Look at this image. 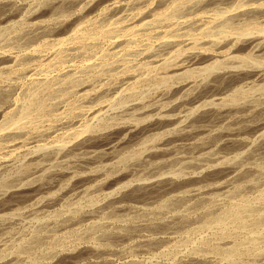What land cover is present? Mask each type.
<instances>
[{
	"label": "rangeland",
	"instance_id": "374dc122",
	"mask_svg": "<svg viewBox=\"0 0 264 264\" xmlns=\"http://www.w3.org/2000/svg\"><path fill=\"white\" fill-rule=\"evenodd\" d=\"M118 1L0 0V264H264V0Z\"/></svg>",
	"mask_w": 264,
	"mask_h": 264
},
{
	"label": "bare ground",
	"instance_id": "6f19581e",
	"mask_svg": "<svg viewBox=\"0 0 264 264\" xmlns=\"http://www.w3.org/2000/svg\"><path fill=\"white\" fill-rule=\"evenodd\" d=\"M114 2H116V0H114ZM118 2H119V1L117 0V4H118ZM66 3H67V2H66ZM241 3H243V2L241 1ZM245 3H247V2H245ZM245 3H244V5H246ZM256 3H257V2H256ZM239 4H240V3H239ZM258 4H259V2H258ZM261 4H263V3H260V4H259L260 7H261ZM53 5H54V4H53ZM109 5H111V4H109ZM109 5H107V6H109ZM113 5H114V3L112 2V6H113ZM253 5H254V4H253ZM256 5H257V4H256ZM239 6H241V5H239ZM242 7H243V6H242ZM242 7H241V8H242ZM257 7H258V6H257ZM53 8H54V7H53ZM109 8H110V6H109ZM250 8H252V7H249V9H250ZM247 9H248V8H247ZM249 9H248V10H249ZM253 9H255V8L253 7ZM253 9H252V11H253ZM114 10H116V9H114ZM241 10H242V9H241ZM245 10H246V9H245ZM245 10H244V11H245ZM250 10H251V9H250ZM250 10H249V11H250ZM263 10H264V9H263ZM246 11H247V10H246ZM246 11H245V12H246ZM258 11H259V10H258ZM261 11H262V8H261ZM261 11H259V12H261ZM111 12H112V11H111ZM239 12H240V10H239ZM245 12H243V14H244ZM256 12H257V11H256ZM253 13L255 14V10L253 11ZM155 14H156V13H155ZM161 14H162V13H161ZM227 14H228V13H227ZM232 14H233V13H232ZM235 14H236V13H235ZM235 14H234V15H235ZM238 14H239V13H237L236 16H237V17H238V16L240 17L241 15H238ZM240 14H241V13H240ZM247 14H249V13H247ZM251 14H252V13H251ZM257 14H258V12H257ZM257 14H256V15H257ZM259 14H261V13H259ZM262 14H264V13H262ZM224 15H226V14H224ZM229 15H230V13L228 14V16H229ZM234 15H233V16H234ZM245 15H246V14H245ZM245 15H243L244 17L242 16V19L244 18V20H245L246 17H247V18H252V17H251L252 15H251V16L249 15V17H248L247 15H246V17H245ZM256 15H255L252 19H254L255 17H257ZM230 16H231V15H230ZM233 16H232V17H233ZM236 16H235V17H236ZM259 16H260V15H259ZM262 16L264 17V15H262ZM239 17H238V18H239ZM226 18L228 19L227 16H226ZM226 18H225V20H226ZM233 18H234V17H233ZM233 18L231 19V17H230L231 20H229V23H232ZM257 18H258V17H257ZM223 19H224V18H223ZM223 19H222V20H223ZM263 19H264V18H263ZM219 20H220V19H219ZM220 21H221V20H220ZM230 21H231V22H230ZM241 21H242V20H241ZM252 21H253V20H252ZM115 22H116V20H115ZM222 22H228V21H224V20H223ZM242 22H243V21H242ZM250 22H251V21H250ZM255 22H257V21L255 20ZM113 23H114V22H113ZM217 23H218V22H217ZM217 23H216V24H217ZM245 23H246V22H245ZM38 24H39V23H38ZM144 24H145V22H144ZM212 24H215V22L212 23ZM212 24H211V25H212ZM218 24H219V23H218ZM221 24H222V23H221ZM224 24H225V23H224ZM224 24H223V25H224ZM248 24H250V23H248ZM261 24H262V22H261ZM211 25H210V26H211ZM230 25H233V24H230ZM251 25H253V23H252ZM254 25H255V24H254ZM262 25H263V24H262ZM106 26H108V25H106ZM106 26H105V27H106ZM110 26H111V23H110ZM133 26H135V25H133ZM207 26H208V25H207ZM220 26H222V25H220ZM246 26H248V25H246ZM263 26H264V25H263ZM111 27H113V25H112ZM126 27H127V26H126ZM128 27H130V26H128ZM213 27H214V26H213ZM222 27H223V26H222ZM231 27H232V26H231ZM231 27H230V28H229V27L227 28V29H229V30H228L229 32L232 31V30H230V29H232ZM244 27H245V26H244ZM244 27H242V28H244ZM248 27H249V26H248ZM250 27H251V26H250ZM250 27H249V28H250ZM255 27H256V26H255ZM257 27H258V26H257ZM257 27H256V28H257ZM106 28H107V27H106ZM109 28H110V27L108 26V29H109ZM113 28H114V27H113ZM217 28H218V27H217ZM245 28H247V27H245ZM259 28H260V27H259ZM124 29H125V28H124ZM128 29H129V28H128ZM211 29H213V28H211ZM227 29H226V31H224V30L221 31V29H219V30H220V31H219V30L216 29V32L218 31V34H219V35H222V34H220V33L223 32V31H224V33L227 32V34H229L228 31H227ZM247 29H248V28H247ZM253 29L255 30L254 27H253ZM101 30H102V29H101ZM104 30H105V29H104ZM200 30H201V29H200ZM243 30H244V29H243ZM250 30H251V29H250ZM262 30H263V29H262V27H261V32L264 31V30H263V31H262ZM110 31H113V29H112V30L109 29V33H110ZM131 31H132V30H131ZM209 31H210V30H209ZM213 31H214V30H212V31H210V32H213ZM240 31H241V30H240ZM240 31H238V32H240ZM245 31H246V29H245ZM257 31H259V30H257ZM98 32H99V31H98ZM104 32H105V31H104ZM104 32H103V30H102V34H103ZM106 32H108V31H106ZM106 32H105V33H106ZM251 32H252V31H251ZM74 33H75V32H74ZM85 33H86V32H85ZM93 33H94V32H93ZM93 33H92V34H93ZM99 33H100V32H99ZM245 33H247V32H245ZM255 33H256V32H255ZM255 33H254V34H255ZM106 34H107V33H106ZM125 34H126V33H125ZM207 34H208V31H207ZM213 34H214V37L212 36L213 38L210 36V39H211V40H212V39H215V35H216V34H215V31L213 32ZM231 34L233 35V32H232ZM235 34H236V36L239 35V34H237L236 32H235ZM235 34H234V36H235ZM241 34H244V33L241 31ZM241 34H240V35H241ZM257 34H258V33H257ZM259 34H260V32H259ZM69 35H70V34H69ZM69 35H68V36H69ZM71 35H72V33H71ZM89 35H91V34L89 33ZM89 35H86V37L89 36ZM98 35H99V34H98ZM100 35H101V33H100ZM199 35H200V34H199ZM205 35H206V33H205ZM229 35H230V34H229ZM246 35H247V34H245V36H246ZM250 35H252V33L249 34L248 36H250ZM262 35H263V33H262ZM66 36H67V35H66ZM66 36H65V37H66ZM76 36H77V35H76ZM83 36H84V37H83ZM83 36H82V38H85V34H84ZM200 36H201V35H200ZM223 36H224V35H223ZM236 36H235L234 38H236ZM241 36H243V35H241ZM248 36H246V38H245V37H244V38L247 39ZM253 36H254V37H252V36L249 37L250 39H248V40H249L250 42L253 41V40H255V36H257V35L255 34V35H253ZM65 37H63V39H64ZM72 37H73V36H72ZM89 37H91V36H89ZM193 37H194V36H193ZM197 37H198V36H197ZM208 37H209V35H208ZM217 37H218V36H216V38H217ZM224 37H225V36H224ZM258 37H259V36H258ZM258 37H256V38H258ZM263 37H264V36H263ZM263 37L261 36V38H263ZM61 38H62V37H61ZM68 38H69V37H68ZM68 38H67V39H68ZM73 38H76V37H73ZM82 38H81V39H82ZM92 38H93V37H92ZM221 38H222V36H221ZM221 38H220V39H221ZM225 38H226V37H225ZM237 38L239 39V37H237ZM261 38H260V40L262 41V43H264V42H263L264 40H262ZM67 39H66V40H67ZM69 39H70V38H69ZM86 39H88V37H87ZM86 39H85V40H86ZM94 39H95V38H94ZM167 39H168V38H167ZM192 39H193V38H192ZM217 39H219V37H218ZM217 39H216V42H217ZM223 39H224V38H222V40H223ZM75 40H77V38H76ZM92 40H93V39H92ZM186 40H187V39H186ZM204 40H205V39H204ZM228 40H229V39H228ZM232 40H233V39H232ZM260 40H259V41H260ZM63 41H64V40H63ZM71 41H72V40H71ZM208 41H209V39H208ZM219 41H220V40H219ZM234 41H235V40H234ZM55 42H56V41H55ZM58 42H59L58 44H61V43H60L61 40L59 41V38H58ZM68 42H69V41H68ZM195 42H196V41H195ZM195 42L192 43L194 46H195ZM205 42H206V41H205ZM212 42H213V40H212ZM214 42H215V40H214ZM220 42H221V41H220ZM228 42H229V41H228ZM228 42H227V43L225 42V44L223 43L224 46L227 45ZM244 42H245V40H244ZM250 42H249V44L252 43V42H251V43H250ZM255 42H256V40H255ZM255 42H254V43H255ZM257 42H258V40H257ZM200 43H201V42H200ZM206 43H207V42H206ZM209 43H210V41H209ZM245 43H246V42H245ZM260 43H261V42H260ZM262 43H261V44H262ZM192 44H191V45H192ZM196 44H197V43H196ZM211 44H212V43H211ZM213 44H215V43H213ZM219 44H220V43H219ZM233 44H234V43H233ZM246 44H247V43H246ZM249 44H248V45H249ZM258 44H259V43H258ZM258 44H257V46H258ZM261 44H259V46H260ZM203 45H204V44H203ZM228 45H229V44H228ZM248 45H247V47H248ZM255 45H256V43H255ZM186 46H187V45H186ZM207 46H208V45H207ZM212 46H213V45H212ZM219 46H220V45H219ZM245 46H246V45H245ZM251 46H253V43H252ZM180 47H181V46H180ZM191 47L193 48V46H191ZM191 47L189 48V46H188V49H191ZM200 47H201V46H200ZM203 47H205V46H203ZM203 47H202V49H203ZM217 47H218V46H217ZM221 47H222V46H221ZM227 47H229V46H227ZM249 47H250V45H249ZM261 47H263V45H261ZM177 48H179V47H177ZM177 48H176V51H177ZM208 48H210V47H208ZM211 48H212V47H211ZM214 48H216V47H214ZM222 48H223V47H222ZM182 49H183V47H182ZM184 49H185V47H184ZM184 49H183V50H184ZM186 49H187V48H186ZM200 49H201V48H200ZM212 49H213V48H212ZM216 49H217V48H216ZM224 49H225V48H224ZM250 49H251V48H250ZM252 49H253V47H252ZM255 49H257V48H255ZM205 50H207V48H205ZM228 50H229V49H228ZM228 50H226V51L228 52ZM176 51H175V52H176ZM178 51H180V49H179ZM178 51L176 52L177 55H178V53H180V52H178ZM184 51H185V50H184ZM197 51H199V49H198ZM207 51H208V50H207ZM209 51H210V50H209ZM213 51H214V50H213ZM218 51H219V50H217V52H218ZM248 51H249V50H248ZM202 52H203V51H202ZM202 52H201V53H202ZM205 52H206V51H205ZM211 52H212V51H211ZM219 52H220V51H219ZM250 52H251V51H250ZM176 53H175V57H177V56H176ZM181 53H182V50H181ZM181 53H180V54H181ZM195 53H196V52H195ZM197 53H198V52H197ZM209 53H210V52H209ZM247 53H249V52H247ZM180 54H179V55H180ZM213 54H215V53H213ZM222 54H223V52H222ZM224 54H225V52H224ZM226 54H228V53H226ZM229 54H230V53H229ZM234 54H235V53H232V55H234ZM236 54H238V53H236ZM245 54H246V53H245ZM179 55H178V57H180ZM198 55H200V53H198ZM198 55H197V56H198ZM202 55H203V54H201V56H202ZM238 55H239V54H238ZM238 55H237V56H238ZM240 55L242 56V54H240ZM240 55H239V56H240ZM205 56H207V55L205 54ZM208 56H209V55H208ZM210 56H213V55H211V53H210ZM210 56H209V57H210ZM244 56H245V55H244ZM246 56H247V55H246ZM246 56H245L244 58H246V61H247V57H246ZM194 57H195V56H194ZM203 57H204V56H203ZM203 57H202L201 59H204ZM230 57H231V55H230ZM210 58H213V57H210ZM233 58H234V57H233ZM240 58H241V57H240ZM167 59H168V58H167ZM181 59H183V58H181ZM186 59H188V57H187ZM186 59H184V60L186 61ZM190 59H191V61L193 60V59H192V56H191ZM194 59H195V58H194ZM214 59H215V58H214ZM173 60H174V59H173ZM178 60H179V59H178ZM178 60H176V61H178ZM184 60H183V61H184ZM204 60H205V59H204ZM206 60H207V58H206ZM230 60H231V59H230ZM233 60H236V59H233ZM179 61H180V60H179ZM189 61H190V60H189ZM196 61L199 62L198 60H196ZM196 61H192L191 63L196 62ZM200 61H201V60H200ZM202 61H203V60H202ZM249 61H250V60H249ZM249 61H248V62H249ZM253 61H254V59H253ZM253 61H252V62H253ZM261 61H262V60H261ZM174 62H175V61H174ZM256 62H257V61H256ZM258 62H259V61H258ZM176 63H177V62H176ZM178 63H179V62H178ZM183 63H184V62H183ZM207 63H208V64H207ZM207 63L204 64V66L202 65L201 67H199L198 70H205V71L208 70V72H209V70L212 69L213 67L215 68V66H216V68H217V67L219 68V66H220L219 64H221V63H220L219 61H217L216 59L213 60V61H212V59H211V62H210V63L207 62ZM228 63H229V62H228ZM228 63H226V64H228ZM173 64H174V63H173ZM173 64H172V67H173V68H172V72H173V73L171 72V69H170L169 76H167V77H168V80H169V78L173 77L174 75H177L178 77H179V76H186V77H187V76L191 75V70H192V69L189 70L191 67H190L189 69H188V68H187V69H186V68L184 69L183 67H185V65H183L182 63L176 64V65H173ZM257 64H258V63H257ZM221 65H222V64H221ZM237 65H239V64H237ZM186 66H187V65H186ZM196 66H197V65H196ZM198 66H199V65H198ZM223 66H224V65H223ZM228 66H230V65H228ZM231 66H232V65H231ZM239 66H240V65H239ZM251 66H252V65H251ZM254 66H255V63H254ZM169 67H171V65H170ZM169 67H168V71H169ZM233 67H234V66H233ZM194 68H195V67H194ZM225 68H226V67H225ZM237 68H238V67H237ZM237 68H236V69H237ZM251 68H252V67H251ZM253 68H254V67H253ZM233 69L235 70V68H233ZM241 69H242V68H241ZM260 69H261V68H260ZM166 70H167V69H166ZM166 70H165V75H166V74L168 75V73H166V72H167ZM238 70H239V69H238ZM242 70H243V69H242ZM252 70H253V69H252ZM255 70H256V69H255ZM258 70H259V69H258ZM228 71H229V70H228ZM197 72H198V71H197ZM202 72H203V71H202ZM202 72H200L201 75H202ZM252 72H253V71H252ZM256 72H257V71H256ZM170 73H172V74H170ZM193 73H194V72H193ZM200 73H199V74H200ZM221 73H222V72H221ZM223 73H224V72H223ZM228 73H229V72H228ZM234 73H235V71H234ZM236 73H237V71H236ZM236 73H235V74H236ZM246 73H247V72H246ZM249 73H251V72L249 71ZM254 73H255V71H254ZM254 73H253V74H254ZM194 74H195V73H194ZM216 74H217V73H216ZM216 74H215V76H216ZM235 74H234V75H235ZM130 75H131V74H130ZM163 75H164V73L162 74V76H163ZM165 75H164V76H165ZM196 75H197V74H196ZM218 75H220V74L218 73ZM218 75H217L216 77H220V76H221V75H220V76H218ZM229 75H230V74H229ZM232 75H233V71H232L231 76H232ZM248 75H249V74H248ZM158 76H160V75H158ZM158 76H157V77H158ZM191 76H192V75H191ZM205 76H206V75H205ZM223 76H224V74H223ZM231 76H229V77H231ZM239 76H240V75H239ZM154 77H155V76H154ZM193 77H194V76H193ZM216 77H215L216 80H215V79L212 80V84H211V85H213V86H219V85H220V86H221V84H219V83L223 82V79H225V76H224V78L221 76V77H222V78L220 77L221 79H220V78L217 79ZM229 77H228V78H229ZM232 77H233V79H232L233 81L236 80V79H234V78H236V76H232ZM155 78H156V77H155ZM162 78H163V77H162ZM179 78H180V77H179ZM204 78H205V77H204ZM213 78H214V77H213ZM228 78H227V79H228ZM237 78H238V76H237ZM240 78H241V77H240ZM156 79H158V78H156ZM156 79H154V80H156ZM163 79H165V78H163ZM163 79L160 78V80H162V82H164V81L166 82V81H167V78H166V80H164V81H163ZM175 79H176V78H175ZM177 80H178V79H177ZM202 80H203V79H202ZM205 80H206V79H205ZM225 80H226V79H225ZM225 80H224V82H225ZM228 80L230 81L231 79H228ZM135 81H136V80H135ZM213 81H215V82L213 83ZM229 81H228V83H229ZM158 82H159V79H158ZM158 82H157V83H158ZM162 82H161V83H162ZM171 82H172V81H171ZM133 83H134V82H133ZM169 83H170V82H169ZM210 83H211V82H210ZM228 83H227V84H228ZM230 83H231V82H230ZM158 84H159V83H158ZM218 84H219V85H218ZM225 84H226V83H225ZM183 85H185V84H184V83H181V87H184ZM187 85H188V84H187ZM207 85H208V84H207ZM131 86H132V85H130V87H131ZM205 87H206V86H205ZM262 87H263V86H262ZM184 88H185V87H184ZM187 90H188V89H187ZM208 90H209V89H208ZM239 90H240V92H241V89H239ZM136 91H137V90H136ZM136 91H135V92H136ZM234 91H235V90H234ZM236 91H237V90H236ZM86 92H88V91H86ZM86 92H85V93H86ZM85 93L83 92V94H85ZM123 93H124V92H123ZM198 93H200V90H199ZM118 94H119V92H118ZM124 94H125V93H124ZM174 94H175V93H174ZM233 94H234V93H233ZM238 94H239V91H238ZM85 95H86V94H85ZM121 95H122V94H121ZM140 95H141V94H140ZM200 95H201V94H200ZM200 95H199V96H200ZM230 95H231V94H230ZM235 95H236V93H235ZM135 97H136V96H135ZM191 97H193V96H191ZM191 97L187 99V100H189V103H190V102L192 103V102L194 101V99H195L194 97H193V98H191ZM227 97H228L227 99H232V97L229 96V95H228ZM233 97H234V95H233ZM219 98H220V97H219ZM223 98H226V97L223 96ZM128 99H129V98H128ZM215 99H216V98H215ZM217 99H218V98H217ZM217 99H216V100H217ZM187 100H186V102H187ZM211 100H212V99H211ZM211 100H210V101H211ZM202 101H203V100H202ZM208 101H209V100H207V102H208ZM210 101H209V102H210ZM214 101H215V100H214ZM219 101H220V100H219ZM229 101H230V100H229ZM231 101H232V100H231ZM234 101H235V100H234ZM236 101H237V100H236ZM221 102H224V101H221ZM191 103H190V104H191ZM203 103H205V102H203ZM219 103H220V102H219ZM224 103H225V102H224ZM214 104H215V103L213 102V107L215 106ZM220 104H221V103H220ZM222 104H223V103H222ZM222 104H221L220 107H222ZM232 104H233V103H232ZM235 104H236V102H235ZM235 104H233V105H235ZM103 105H104V104H103ZM202 105H203V104H202ZM205 105H206V104H205ZM209 105H210V104H209ZM195 106H196V105H195ZM198 106H199V107H202V106H200L199 104H198ZM210 106H211V105H210ZM210 106H209V107H210ZM130 107H131V106H130ZM204 107H205V106H204ZM209 107H207L208 109L205 108V111L200 110V111H202V112H201V113H197L198 116L196 115L197 117L195 116L196 118H194V119L191 121L192 123L190 122V124H189V125H190V128L188 127L187 130L184 129V132L181 131L183 135L180 133L181 136L178 137V138H187V139H189V143H188V144H189L190 147L198 148V147H197V144H198V143H196V140H197V139L199 140V138H196V137H197V136H198V137H199V136H202V135L204 134V132L206 131V130H205V131L202 133V128H200V129H201V131H200V129L198 128V127H200V126H199V123H197L198 121L201 122V121H206L207 119L210 120V119H212V117L215 118V116H218V115H220V117H219V116H218V117L221 118V117L223 116V114L225 115V112H226V111H224V112H221L222 110L220 111V109H222L223 107L220 108L219 110H218V108H216V107H215L216 110H215V108H214V109H213V108L211 109V107H210V109H209ZM218 107H219V106H218ZM234 107H235V106H234ZM263 107H264V106H263ZM195 108H196V107H195ZM195 108H194V109H195ZM95 109H96V108H95ZM100 109H101V108H100ZM198 109H199V108H198ZM225 109H226V108H225ZM225 109H223V110H225ZM262 109H264V108H262ZM103 110H104V109H103ZM196 110H197V108H196ZM203 110H204V109H203ZM226 110H229V109H226ZM193 111H194V110H193ZM259 111H261V110H259ZM262 111L264 112V110H262ZM227 112H230V111H227ZM227 112H226V114H227ZM257 112H258V111H257ZM260 113H261V112H260ZM97 114H99V112H98ZM97 114H96V115H97ZM228 114H229V113H228ZM258 114H259V112H258ZM25 115H26V114H25ZM99 115H100V114H99ZM17 117H18V116H17ZM25 117H26V116H25ZM113 118H114V117H113ZM113 118H112V119H113ZM137 118H138V117H137ZM13 119H14V118H13ZM15 120H16V119H15ZM110 120H111V119H110ZM131 120H132V119H131ZM137 120H139V119H137ZM23 121H24V120H23ZM111 121H112V120H111ZM115 121H116V120H115ZM10 122H11V121H10ZM12 122H13V121H12ZM104 122H105V121H104ZM108 122H109V121H108ZM229 122H230V121H229ZM14 123H15V122H14ZM18 123H21V122L18 121ZM22 123H24V122H22ZM105 123H106V122H105ZM196 123H197L198 125H196ZM7 124H9V123H7ZM10 124H11V123H10ZM10 124H9V126H10L9 128L12 129ZM89 124H90V123H89ZM89 124H85V125L82 124L83 126L80 128V130H81V131H84V130H86V131H87V130L90 131L89 129H91V125L89 126ZM107 124H108V123H107ZM107 124H106V125H107ZM113 124H115V122H114ZM119 124H120V123H119ZM135 124H136V123H135ZM1 125H2V123H1ZM1 125H0V126H1ZM13 125H14V124H13ZM15 125H16V124H15ZM18 125H21V124H18ZM108 125H109V124H108ZM108 125H107V126H108ZM110 125H112L111 122H110ZM191 125H192V126H191ZM242 125H243V124H242ZM22 126H23V125H22ZM22 126H21V127H22ZM100 126L102 127V125H100ZM103 126L105 127V125H103ZM187 126H188V125H187ZM197 126H198V127H197ZM4 127H6V125H5ZM4 127L1 126L0 129H2V128H4ZM7 127H8V125H7ZM7 127H6V128H7ZM15 127H17V126H15ZM19 127H20V126H19ZM196 127H197L198 129H197ZM227 127H229V126H227ZM240 127H243V126H240ZM102 128H103V127H102ZM192 128H196V129H192ZM231 128H232V127H231ZM231 128H230V130L227 129V130H229L230 132H227V131L224 132V133H226V134L223 135L224 137L222 136V132L224 131V129H223L222 132H221V130H218V131H220L221 133L217 131L218 136H222V137H223V143H225V144H232V143H234V144H235V143H239V144H240V143H245V142H246L245 138L242 137V136H238V133H235V132H234V131H236V130H237V132H238L237 127H235V128H234L235 130L233 129L234 131H232V132H231V130H232ZM99 129H100V128H99ZM2 130H3V129H2ZM2 130H0V131H2ZM21 130H22V129H21ZM73 130H74V129H73ZM91 130H92V129H91ZM96 130H97V129H96ZM225 130H226V129H225ZM93 131H95V130H93ZM215 132H216V131H215ZM79 133H80V132H79ZM199 133H200V134H199ZM219 133H220L221 135H219ZM201 134H202V135H201ZM205 134H206V136H205V135H204V136L207 137L208 130H207V133L205 132ZM210 134H211V133H210ZM260 134H261V133H260ZM213 136L216 137L217 135L214 134ZM213 136H212V135H211V136L209 135V137H210L211 139L214 138ZM205 137H202V138H205ZM209 137H207V138H209ZM212 137H213V138H212ZM194 138H196V140H194ZM202 138H200V139H202ZM210 138H209V139H210ZM217 138H218V137H217ZM219 138H220V137H219ZM176 139H177V138H176ZM211 139H210V140H211ZM177 140H178V139H177ZM184 140H185V139H184ZM205 140H206V138H205ZM207 140H208V139H207ZM55 142H56V141H55ZM58 142H59V141H58ZM186 142H187V141H186ZM201 142H202V141H201ZM61 143H62V142H61ZM80 143H81V142H80ZM202 143H203V142H202ZM202 143H201V145H200V144H198V145L203 146L205 142H204L203 144H202ZM55 144H56V143H55ZM59 144H60V142H59ZM59 144H58V145H59ZM63 144H64V143H63ZM188 144H187V145H188ZM207 144H208V143H207ZM162 145H163V144H162ZM164 145H165V143H164ZM195 145H196V146H195ZM205 145H206V144H205ZM42 146H43V145H42ZM56 146H57V145H56ZM59 146H61V145H59ZM43 147H44V146H43ZM43 147H42V148H43ZM163 147H164V146H163ZM163 147L160 148V149H162L163 151H166V150H167L166 148H168V147H166V148H163ZM195 148H194V149H195ZM200 148H204V146H203V147H200ZM205 148H208V147H205ZM165 149H166V150H165ZM198 149H199V148H198ZM208 149H209V148H208ZM208 149H207V151H208ZM200 150H202V149H200ZM166 152H167V151H166ZM168 152H169V151H168ZM228 167H231V165H230V166L227 165V168L225 169L226 174H229V173H231V172H233V171L235 170V169H234L235 167H233V166H232L231 168H228ZM244 169H245V168H244ZM240 172H241V171H240ZM242 174H243V173H242ZM237 175H239V177H240L241 173H239V171H238V172H235V173L233 174L234 178H235V176L237 177ZM233 176L231 175L232 179H233ZM156 181H157V180H156ZM221 184H223V183H221ZM217 185H218V184H216V187L218 188L220 185H219V186H217ZM223 185H224V184H223ZM223 185H222V186H223ZM136 186H137V185H136ZM223 187H224V186H223ZM199 188H200V187H199ZM214 189H215V188H214ZM234 189H235V188H234ZM157 190H158V189H157ZM195 190H196V189H195ZM197 190H199V189H197ZM139 192H140V191H139ZM175 195L178 196V195H180V194H175ZM175 195H174V196H175ZM174 196L172 195V197H174ZM176 196H175V197H176ZM181 196H182V195H181ZM172 197H171V198H172ZM175 197H174V198H175ZM178 197H180V196H178ZM178 197H177V199H178ZM172 200H173V198H172ZM178 200H180V198H179ZM236 200H237V199H236ZM243 200H244V201H241V200H240L239 202H237V204L235 203L236 206H235V204H234V206L236 207V211H237V209H238L239 207L242 208V206H243V207L245 206L246 201H245V199H243ZM175 201H176V198H175ZM170 203H171V202H170ZM176 203H177V202H176ZM237 205H238V206H237ZM233 209H234V207H233ZM238 210H239V209H238ZM236 211L232 210V208H231V209H229L227 212L229 213V215H230L232 218L234 217V219H235V217L237 216L236 214H237V213L239 214V212H238V211L236 212ZM227 212H226V213H227ZM263 213H264V212H263ZM174 215H175V214H174ZM235 215H236V216H235ZM230 219H231V218H230ZM234 219H233V220H234ZM219 220H220V218H219ZM165 223H166V222H165ZM171 223H172V222H171ZM165 226H166V225H165ZM251 241H252V240H251ZM230 246H231V247H230ZM230 246H228V247H230V250H229V249L227 248V246H226V249L229 251V253H228V254L226 253V254L229 255V256H231L232 254H234V253H235V250H238L237 248H236V249L234 248L235 245H230ZM232 246H233V247H232ZM256 247H257V246H256ZM256 247H255V248H256ZM226 249H224V252H226ZM252 249H253V248H252ZM249 251H250V250H249ZM237 252H238V251H237ZM226 254H225V255H226ZM225 255H224V256H225ZM234 256H235V255H234ZM226 257H227V256H226ZM231 258H232V257H231ZM231 258H230L229 260H231ZM225 259H226V258H225ZM235 260H236V259H235ZM232 263H233V262H232ZM239 264H240V263H239Z\"/></svg>",
	"mask_w": 264,
	"mask_h": 264
}]
</instances>
